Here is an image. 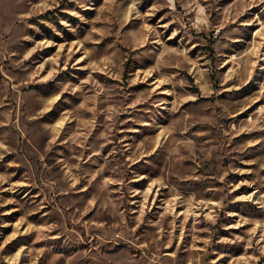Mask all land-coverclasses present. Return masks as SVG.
Here are the masks:
<instances>
[{
  "label": "rangeland",
  "instance_id": "rangeland-1",
  "mask_svg": "<svg viewBox=\"0 0 264 264\" xmlns=\"http://www.w3.org/2000/svg\"><path fill=\"white\" fill-rule=\"evenodd\" d=\"M54 206L127 264H264V0H0V264Z\"/></svg>",
  "mask_w": 264,
  "mask_h": 264
},
{
  "label": "crops",
  "instance_id": "crops-1",
  "mask_svg": "<svg viewBox=\"0 0 264 264\" xmlns=\"http://www.w3.org/2000/svg\"><path fill=\"white\" fill-rule=\"evenodd\" d=\"M41 127L42 125L36 122V128ZM25 129L26 136L28 137V140L26 142L27 147L29 148V146L33 145L35 151L39 152L40 148L43 145V141L38 140L36 135L35 139L39 141L41 145H36L35 143L31 142V132L28 131L27 128ZM9 135L11 143L13 144L14 142H16L14 134ZM81 199L82 196L79 193H77L72 199H70V203L73 208V210H71L70 212L71 215H75V205L79 210L84 208V205H79ZM41 215H45L47 217V221L45 222L49 223H45L46 226L43 228L34 229V232L36 233L33 242L44 245V247H42L44 248V258L43 260L39 258L38 262L37 260H34L33 262L31 258L27 259L25 256V258L22 259L23 264H75L76 261L80 260H83V264H117V262H119V264H127L132 258V255L129 254L124 248L115 253H100L97 250H89V247L87 246L90 240L84 239L85 233V236H88V229L75 230L76 228H69L62 224V222H64L62 220H66V215L68 217V212L66 213V215L62 214L60 213V210L54 206V208L50 209L47 212H44ZM59 219H61V221ZM59 244L63 246L65 250L70 251V254L66 255L65 260L59 259V257H56L53 254L54 249L59 248ZM74 247H78V250L75 251ZM123 256L126 257V260L121 261Z\"/></svg>",
  "mask_w": 264,
  "mask_h": 264
}]
</instances>
